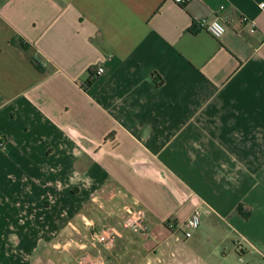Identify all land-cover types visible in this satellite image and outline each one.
Returning a JSON list of instances; mask_svg holds the SVG:
<instances>
[{
	"label": "crops",
	"instance_id": "0c3cea01",
	"mask_svg": "<svg viewBox=\"0 0 264 264\" xmlns=\"http://www.w3.org/2000/svg\"><path fill=\"white\" fill-rule=\"evenodd\" d=\"M262 4L0 0V264L255 263L239 246L264 253ZM215 18L221 39L200 26ZM196 204L200 228L173 233Z\"/></svg>",
	"mask_w": 264,
	"mask_h": 264
},
{
	"label": "built area",
	"instance_id": "2783aa9c",
	"mask_svg": "<svg viewBox=\"0 0 264 264\" xmlns=\"http://www.w3.org/2000/svg\"><path fill=\"white\" fill-rule=\"evenodd\" d=\"M176 3H183L189 0H174ZM264 8V4L261 5ZM200 26L204 28L210 35L216 39H221L226 33V25L220 18H215L212 21H202ZM105 72L102 67L97 69V74L101 75ZM0 146H4V142L0 140ZM203 210L199 204L194 206L191 215L181 223L170 222L169 228L173 233L182 234L185 239H189L200 228L202 223ZM123 227L131 234L145 237L149 233V227L146 222V213L142 209H137L133 206L124 207V221ZM121 233L117 227L106 226L101 231L94 234V241L103 250L111 252L116 245ZM251 253L256 254L264 259V253L260 250L249 247ZM79 264H107L106 259L102 255H94L86 253L82 255ZM245 264V263H244ZM247 264V263H246Z\"/></svg>",
	"mask_w": 264,
	"mask_h": 264
},
{
	"label": "rangeland",
	"instance_id": "374dc122",
	"mask_svg": "<svg viewBox=\"0 0 264 264\" xmlns=\"http://www.w3.org/2000/svg\"><path fill=\"white\" fill-rule=\"evenodd\" d=\"M207 230L208 231H210V229L208 228V225H205L200 231H198V233H196V235H200V233L202 232V233H204V234H207ZM119 231H120V229H119ZM121 232V231H120ZM137 236V235H136ZM204 248H206L207 250H209L208 252H210L211 250H212V248H213V245H210V244H206V245H204L203 246ZM240 247H244V248H242V249H245V250H248V251H250V248H248V246H245V244H240V246H239V248ZM254 248H256V249H258L257 247H254ZM114 250V249H113ZM112 250V251H113ZM105 253H107V252H109V251H105V250H103ZM111 251V252H112ZM251 252V251H250ZM253 254V253H252ZM94 255H102L105 259H106V254H104V253H100V254H94ZM255 255V254H254ZM254 257H256V259H255V263L253 262L252 264H264V259L262 258V257H260V256H258V255H255ZM258 261V262H257ZM234 264H237V263H235L234 261H232ZM232 262H230L229 264H231ZM79 264V263H78ZM248 264V263H247ZM250 264V263H249Z\"/></svg>",
	"mask_w": 264,
	"mask_h": 264
},
{
	"label": "trees",
	"instance_id": "16d2710c",
	"mask_svg": "<svg viewBox=\"0 0 264 264\" xmlns=\"http://www.w3.org/2000/svg\"><path fill=\"white\" fill-rule=\"evenodd\" d=\"M19 44H20V47H21L22 49H25V48L27 47L23 42H21V43H19ZM34 62H35V64H36V67H37L39 70H43V69H44V68L42 67V65H40L37 61H34ZM89 83H91V81H90ZM237 212H238V214H239L240 216H243L244 218H248V216H249V214H246V213L244 212L242 206H239V207L237 208Z\"/></svg>",
	"mask_w": 264,
	"mask_h": 264
}]
</instances>
